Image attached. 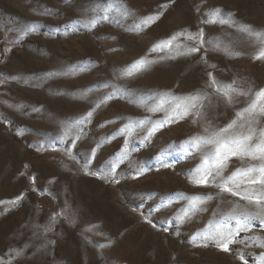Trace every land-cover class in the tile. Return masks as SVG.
Here are the masks:
<instances>
[{"label":"rangeland","instance_id":"1","mask_svg":"<svg viewBox=\"0 0 264 264\" xmlns=\"http://www.w3.org/2000/svg\"><path fill=\"white\" fill-rule=\"evenodd\" d=\"M244 26L264 33V0H0V264H257L261 219L227 252L204 236L233 211L264 218L259 173L228 185L239 195L197 185L215 148L180 150L233 119L226 136L264 139V114L236 115L264 88V36ZM201 30L203 45L180 35L156 47ZM212 79L246 94L228 103ZM197 93L203 107L173 111ZM262 164L229 155L221 175ZM195 196L210 198L180 221Z\"/></svg>","mask_w":264,"mask_h":264},{"label":"snow or ice","instance_id":"2","mask_svg":"<svg viewBox=\"0 0 264 264\" xmlns=\"http://www.w3.org/2000/svg\"><path fill=\"white\" fill-rule=\"evenodd\" d=\"M109 7H112L111 4H109ZM219 13V10H217V14ZM229 17H231V13L228 14ZM158 16L153 17H145L141 20L140 24L144 26H148L150 23L155 22V19H157ZM102 19H107V16L102 17ZM95 23V21H92ZM211 22V23H221L226 24L230 23V20L227 18L221 17L219 20L213 19L211 21H205ZM137 27H140V25H137ZM243 31H249L251 32V26H244L242 28ZM252 35H255L257 37L264 36V33L259 32H251ZM180 35H185L187 39L195 41L197 37H199V43L200 45H203V30H201L199 33H177L173 37H171L167 41H162L159 45L156 47L164 48V47H171L172 41L176 40ZM199 51V47H189L187 49L186 54H191L194 52ZM254 59H264V48H261V50L254 56ZM146 65L145 61H137L136 64H134L132 67L135 70H141ZM128 75H131L132 72L129 71L127 73ZM209 77H212V74L209 73ZM234 84V82H233ZM233 84H226L221 85L215 79H212V84L210 86L215 85L216 90L220 92L227 100L228 103H233V96L232 94H238V95H245L246 93H243L239 91L238 89L233 87ZM255 99L251 101V103L245 107L241 112H237V117H242L245 113L249 114H255L257 111L259 113L264 114V103H261V101H264V88L260 89L258 92L255 93ZM108 98H111L108 97ZM177 102L175 104V108L173 111L180 112L181 109H183V115H188L189 112L192 109H197L203 107L202 101L205 99V96H201L199 93L194 95H189L187 97L183 98H173ZM197 115L200 113L197 112ZM88 116H91L92 113L89 112L87 114ZM237 120L233 119L231 122H229L226 126L220 128L218 131L212 132L209 136H196L192 137L189 140L183 142L181 145V152L186 156L190 154L191 151H198L200 150L201 146H214L215 150L214 152H208L205 156V159L201 166L196 168L194 170V180L197 185H208L209 183H215L217 187L221 189L222 192H232L233 195H239L238 192L233 191L231 187H229V184H234L236 181V177L238 175H247L248 173H259V176H252L249 179V182L252 184L256 183H264V164L257 167H252L245 170L238 169L235 173H233L229 177H223L221 175V169L223 167V162L228 158L229 155H240V156H251L253 159H261L264 160V139H261L258 143L253 142V134L249 133L248 135L239 136L233 135L232 137H228L225 134L228 133L231 129L236 126ZM155 129H149L148 135L151 136L154 133ZM261 136H264V129H261ZM147 138V137H146ZM128 145L125 144L124 148L121 150V153L119 154V162H122L123 160L127 159L128 157V151H127ZM93 154L95 150L93 149ZM166 156V153H162L159 159L163 160ZM212 161L211 167H205L209 164V161ZM116 164L111 165V170L115 171ZM213 169H215L213 171ZM211 178V179H210ZM210 197H201V196H195L190 198V203L187 209H185L184 214L179 217L178 219L180 221H183L186 216H188L189 212L196 209L198 207V204L203 203ZM242 199H251L249 196H242ZM17 199H20L18 197ZM257 203H260L261 201H264V193L259 194L257 197ZM253 219H261L262 223H264V218L260 216L259 213L256 214H243L242 217L238 216L233 212L228 213L225 215L217 224V226L214 229H210L204 236L205 240H214L218 247H220L223 251L227 252L229 251V244L233 243V233L238 234L239 231H243L248 227V224ZM235 220L236 222V228L231 229L229 226V222ZM243 222V223H242ZM193 239H196L194 236ZM261 247H264V243L260 245ZM241 260L243 261V264H247V261L244 259L243 255H241ZM257 264H264V253H262L257 260Z\"/></svg>","mask_w":264,"mask_h":264},{"label":"bare ground","instance_id":"3","mask_svg":"<svg viewBox=\"0 0 264 264\" xmlns=\"http://www.w3.org/2000/svg\"><path fill=\"white\" fill-rule=\"evenodd\" d=\"M219 195V194H218ZM221 196V195H220ZM231 199V198H230ZM229 200V199H228ZM222 201V200H221ZM235 205V204H234Z\"/></svg>","mask_w":264,"mask_h":264}]
</instances>
